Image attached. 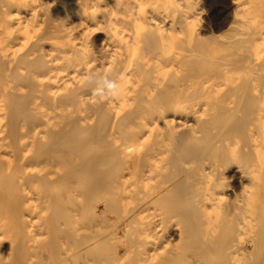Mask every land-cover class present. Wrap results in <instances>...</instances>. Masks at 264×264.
<instances>
[{"label": "bare ground", "instance_id": "obj_1", "mask_svg": "<svg viewBox=\"0 0 264 264\" xmlns=\"http://www.w3.org/2000/svg\"><path fill=\"white\" fill-rule=\"evenodd\" d=\"M205 3L0 0V264H264V0Z\"/></svg>", "mask_w": 264, "mask_h": 264}, {"label": "rangeland", "instance_id": "obj_2", "mask_svg": "<svg viewBox=\"0 0 264 264\" xmlns=\"http://www.w3.org/2000/svg\"><path fill=\"white\" fill-rule=\"evenodd\" d=\"M206 0H200L201 2V8L203 11V16L206 18L205 27L209 29H214L220 25L225 20L226 15L230 11L228 8L226 10L224 9H218L216 12L211 13L210 12V6L209 4L205 3ZM226 1V0H225ZM228 1V0H227ZM224 10V11H222ZM223 12V13H222ZM226 12V13H225ZM219 13V14H218ZM222 13V14H221ZM213 17V18H212ZM215 19V20H214ZM224 19V20H223ZM212 20V21H211ZM215 25V26H214ZM208 26V27H207Z\"/></svg>", "mask_w": 264, "mask_h": 264}, {"label": "clouds", "instance_id": "obj_3", "mask_svg": "<svg viewBox=\"0 0 264 264\" xmlns=\"http://www.w3.org/2000/svg\"><path fill=\"white\" fill-rule=\"evenodd\" d=\"M108 88L110 90V94L111 95H116L117 94L116 91H115L116 86H115L114 83L108 82ZM97 95H100V93H97Z\"/></svg>", "mask_w": 264, "mask_h": 264}]
</instances>
